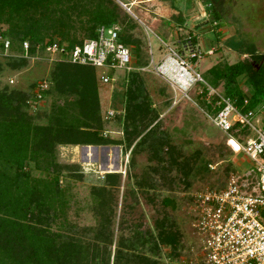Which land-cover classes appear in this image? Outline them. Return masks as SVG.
I'll return each mask as SVG.
<instances>
[{
	"label": "rangeland",
	"instance_id": "rangeland-1",
	"mask_svg": "<svg viewBox=\"0 0 264 264\" xmlns=\"http://www.w3.org/2000/svg\"><path fill=\"white\" fill-rule=\"evenodd\" d=\"M113 1L127 5L131 15L125 13L136 24L130 34L139 42V56L147 60V66L140 68L139 76L150 114L138 121L136 136L127 146L123 135V112L120 113L118 101H112L113 93L124 89L123 74L114 71L116 80L109 86H100L98 99L101 113L112 106L115 111L120 110L119 115L113 120L103 121L102 125V136L115 143L55 148L53 162L59 167L57 185L63 203L54 205L55 218L48 221L46 227L49 233L61 239L71 237L88 249L91 246L99 251L105 248L108 264H111L112 255L121 240L124 246L121 249L128 264H135L131 261V253L155 264H182L188 258L193 260V256L197 257L198 242L191 234L188 215L193 195L204 191L220 192L232 179L241 190L250 193L255 176L251 162L240 152H235L236 144L229 142L204 116L206 104L199 94L203 85L197 83L189 90L181 87L182 83L177 85L174 80L177 65L171 59L177 60L171 52L183 58L182 39L188 33L194 35L200 59L193 71L206 86L221 94V84L212 86L206 70L215 64H233L245 58L225 48L228 40L243 41L256 54H264V0H208L219 18L216 22L219 27L215 28L202 0ZM185 7L189 10L187 13ZM179 10L187 14L185 17L179 15L182 23L173 19ZM5 28L0 24L1 31ZM75 36L77 40H83L81 32ZM12 46L6 55L0 48V89L24 93L25 114L33 124L44 126L53 95L48 93L36 105L28 104V101L30 86L46 80L52 66L38 60L42 55L37 50L36 60L18 63V45L13 42ZM209 49L212 50L210 56L206 55ZM134 58L135 52L131 50L130 60ZM167 58L170 59L167 72L157 73L156 67ZM12 63L15 67H11ZM94 71L99 73L101 70ZM9 80L12 81L10 85ZM238 84L245 88L243 79L238 80ZM263 107L260 105L253 111L252 123L257 128H264ZM231 135L240 144L245 139V133L231 132ZM157 140L163 146L156 149L157 155L153 157L152 149H155ZM168 150L175 161L172 166L169 165ZM182 166L184 171L188 169L183 173L185 176L177 168ZM25 167L35 180L48 181L53 175L32 170L31 164ZM109 173L118 174L111 187L106 185L104 178ZM102 188H106L107 193L101 194ZM163 199L171 204L164 206ZM103 218L109 219L105 225L108 243L94 239ZM161 218H165L167 223L172 222L182 232L178 257L174 260L165 255L167 249H153L151 239L146 238L154 234L153 223ZM142 239H147V243L143 244ZM97 259L100 260L99 256Z\"/></svg>",
	"mask_w": 264,
	"mask_h": 264
},
{
	"label": "trees",
	"instance_id": "trees-1",
	"mask_svg": "<svg viewBox=\"0 0 264 264\" xmlns=\"http://www.w3.org/2000/svg\"><path fill=\"white\" fill-rule=\"evenodd\" d=\"M202 3L207 16L212 18L214 28L219 27L216 24L219 18L211 4L208 0H202ZM173 19L177 23L183 22L179 15ZM0 24L6 26L0 30V40L8 41L9 50L13 49L15 42L20 52L21 44L27 42L29 54L35 52L36 46L53 40L68 47L77 46L83 40L95 38L97 27L116 24L119 27V42L135 52V68L147 66V60L139 56V42L130 34L136 27L135 22L113 0H0ZM78 32L83 35V40L76 39ZM186 35L195 43L194 35ZM0 48L2 50L1 42ZM225 48L245 58L233 64H215L206 70V74L212 86L221 84L222 94L242 113L253 112L264 105V54H256L243 41L228 40ZM17 62L26 63L23 59ZM51 66L44 97L51 93L54 98L49 104L44 126L33 124L25 114L24 93L0 89V264H108L105 248L99 251L91 246L88 249L71 237L61 239L49 233L46 227L47 222L55 218L54 205L63 203L57 185L59 167L53 162L55 148L96 147L115 143L102 136L104 120L100 112L94 69L65 63ZM11 67H15V64L12 63ZM240 79L249 90L248 94L240 89ZM121 81L124 89L114 92L112 101L116 99L121 110L119 112H123L124 142L128 146L132 137L136 136V124L148 117L150 110L142 94L139 72L124 73ZM244 97H247V104L242 107ZM233 129L245 133V137L250 135L247 129ZM155 145L153 157L163 143L157 140ZM170 154L168 160L172 166L175 161ZM29 164L32 170L53 175L48 181L35 180L26 170L25 166ZM177 168L182 174L188 170L184 171L183 166ZM116 175L105 174L108 187L115 184ZM100 191L101 194L107 193L106 188ZM162 203L164 206L171 204L165 199ZM108 220L102 219L94 239L109 242L105 229ZM153 228L154 234L146 237L151 239L153 249H167L165 255L168 259L178 257L182 232L172 222L167 223L165 218L154 221ZM142 243H147V239H142ZM122 247L121 240L112 255L111 264H128ZM131 255V261L135 264H155L141 255Z\"/></svg>",
	"mask_w": 264,
	"mask_h": 264
},
{
	"label": "built area",
	"instance_id": "built-area-1",
	"mask_svg": "<svg viewBox=\"0 0 264 264\" xmlns=\"http://www.w3.org/2000/svg\"><path fill=\"white\" fill-rule=\"evenodd\" d=\"M149 0H143L146 2ZM124 12L131 15L129 7L116 1ZM119 27L116 24L99 26L95 30V38L83 40L77 46L68 47L57 40L36 46L33 54L28 53V44L23 42L18 58L26 62L36 60L37 51L42 57L38 60L48 65L65 63L74 66L91 67L101 70L95 73L98 86L110 85L116 79L114 71L122 74L130 71H142L135 68L130 60V50L118 40ZM3 55L9 50L7 40H0ZM181 50L183 58L171 52L177 61V75L174 80L185 90L193 88L197 83L203 85L199 94L206 104L204 116L210 124L224 134L229 142L233 141L237 150L251 162L255 176L251 192L241 190L232 179L226 188L220 192L204 191L193 195L189 206L188 215L191 219V234L196 242L197 257L182 264H264V128L253 125V112L242 113L238 107L222 93L218 94L206 86L195 73L194 67L200 59V52L196 45L186 35L182 39ZM37 50V51H36ZM209 49L206 55L210 56ZM163 60L156 67V72H167L170 62ZM191 74H196L195 83L189 84ZM174 77V76H173ZM8 84H12L9 80ZM48 88L46 80L34 83L28 104L36 105L44 98ZM247 104V97L242 101V107ZM104 121H110L118 112L106 108L101 113ZM247 129L250 135L245 137L240 144L232 137L231 131ZM195 246V245H193ZM196 261V262H194Z\"/></svg>",
	"mask_w": 264,
	"mask_h": 264
},
{
	"label": "crops",
	"instance_id": "crops-1",
	"mask_svg": "<svg viewBox=\"0 0 264 264\" xmlns=\"http://www.w3.org/2000/svg\"><path fill=\"white\" fill-rule=\"evenodd\" d=\"M194 9H196V6H194ZM182 11H183V10H179V11H177V12H178L177 15H180L181 17H185L187 14L184 15V13H185L186 11L188 12L189 10H187V7H185V8H184V11H185V12H182ZM187 12H186V13H187ZM202 19H204V17H202ZM128 48H129V50H130V52H131L132 49H131L130 47H128ZM132 64L134 65V60L132 61ZM134 66H135V65H134ZM99 88H100V86H98V96H99ZM240 89L242 90L243 93H246V94H247V92L249 91L246 87L244 88L243 86H242V87L240 86ZM246 91H247V92H246ZM263 108H264V107H263ZM104 133H105V132H104ZM105 158H106V156H105ZM105 160H106V159H105Z\"/></svg>",
	"mask_w": 264,
	"mask_h": 264
},
{
	"label": "clouds",
	"instance_id": "clouds-1",
	"mask_svg": "<svg viewBox=\"0 0 264 264\" xmlns=\"http://www.w3.org/2000/svg\"><path fill=\"white\" fill-rule=\"evenodd\" d=\"M195 76H196V74H191L190 73V77H191V79L189 80V84L190 85L195 83Z\"/></svg>",
	"mask_w": 264,
	"mask_h": 264
},
{
	"label": "water",
	"instance_id": "water-1",
	"mask_svg": "<svg viewBox=\"0 0 264 264\" xmlns=\"http://www.w3.org/2000/svg\"><path fill=\"white\" fill-rule=\"evenodd\" d=\"M86 151V147L83 148Z\"/></svg>",
	"mask_w": 264,
	"mask_h": 264
},
{
	"label": "bare ground",
	"instance_id": "bare-ground-1",
	"mask_svg": "<svg viewBox=\"0 0 264 264\" xmlns=\"http://www.w3.org/2000/svg\"><path fill=\"white\" fill-rule=\"evenodd\" d=\"M236 147V149H237V146H235Z\"/></svg>",
	"mask_w": 264,
	"mask_h": 264
}]
</instances>
